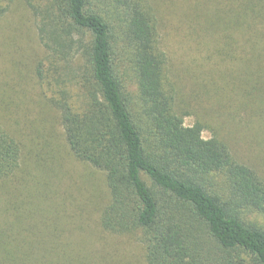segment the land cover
I'll use <instances>...</instances> for the list:
<instances>
[{
	"label": "trees",
	"instance_id": "trees-1",
	"mask_svg": "<svg viewBox=\"0 0 264 264\" xmlns=\"http://www.w3.org/2000/svg\"><path fill=\"white\" fill-rule=\"evenodd\" d=\"M12 2L0 0V19ZM24 2L43 53L32 75L62 134L43 118L0 125V264H264V177L252 151L264 145V35L241 21L264 17V0H227L209 22L221 25L212 54L184 71V86L150 0ZM61 142L104 176L98 227L135 236L139 253L66 237L50 196Z\"/></svg>",
	"mask_w": 264,
	"mask_h": 264
},
{
	"label": "rangeland",
	"instance_id": "rangeland-1",
	"mask_svg": "<svg viewBox=\"0 0 264 264\" xmlns=\"http://www.w3.org/2000/svg\"><path fill=\"white\" fill-rule=\"evenodd\" d=\"M150 2L158 15L161 48L170 59L171 73L177 75L176 82L184 86V71L195 69L194 63L202 64L206 53L212 54L214 38L221 35V25L219 30L218 26L214 30L209 22H215L212 17L221 10H226V15L230 9L227 0ZM24 3V0H13L9 11L0 19V125L9 130L27 121L31 126H38L42 125L43 118L45 126L61 137L62 129L56 123L55 112L47 111L41 87L32 75L33 67L43 53L33 18ZM241 21L243 30L251 27L254 29L252 35H264V17L254 14ZM192 121V117L186 118L185 124L191 125ZM203 137L207 139L209 134L204 132ZM257 145L252 150L254 164L259 175L264 177V145ZM63 147V142L57 146L62 149L59 150L64 157L63 170L60 180L52 185L50 196L63 209V223L70 225L66 237L69 240L82 239V236L89 238L91 250L97 247L115 250L122 252L126 259L131 252L139 253L135 236H111L98 227L100 210L108 198L104 176L90 165L71 160Z\"/></svg>",
	"mask_w": 264,
	"mask_h": 264
}]
</instances>
